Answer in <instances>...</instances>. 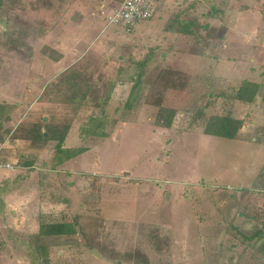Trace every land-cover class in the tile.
<instances>
[{"label": "rangeland", "instance_id": "obj_1", "mask_svg": "<svg viewBox=\"0 0 264 264\" xmlns=\"http://www.w3.org/2000/svg\"><path fill=\"white\" fill-rule=\"evenodd\" d=\"M120 1L0 4V160L12 164L0 169V264H34L30 243L39 264H254V246L264 250V237L250 238L264 229V99L234 96L242 78L264 74V0H163L131 33L106 21ZM177 16L205 29L176 32ZM145 60L139 99L124 109ZM70 70L94 105L44 96ZM160 107L176 111L171 127L156 123ZM93 111L105 112L107 136L90 143L80 126ZM199 111L232 113L244 127L236 139L204 134ZM48 122H70L65 147L88 151L53 168L56 141L23 139ZM62 219L77 233L36 237L42 220Z\"/></svg>", "mask_w": 264, "mask_h": 264}, {"label": "trees", "instance_id": "obj_2", "mask_svg": "<svg viewBox=\"0 0 264 264\" xmlns=\"http://www.w3.org/2000/svg\"><path fill=\"white\" fill-rule=\"evenodd\" d=\"M3 0H0V4H2ZM122 1V0H121ZM162 4L163 0L161 1ZM160 3V4H161ZM221 10L217 9L216 5H213L208 13V16L217 17L220 15ZM177 22L181 24V27L178 28L175 26L174 30L176 32H184L186 34H190L193 36H199V29L204 28L205 25H197V22L194 20H184L180 19L179 16L175 17ZM203 26V27H202ZM4 38L7 40L8 44H13L17 49L21 48V44L16 43L23 39L22 35L19 34L18 36L15 35V32L10 33L3 32ZM18 38V40L16 39ZM6 42V41H5ZM12 42V43H9ZM6 44V43H5ZM147 61L139 62L137 72L132 77V87L130 93L128 95L127 100L125 101L124 109H132L134 107L133 103L138 101L140 96V91L142 89V82L141 78L144 71V65ZM79 71L75 72L74 70L66 71L62 73L56 81L51 83L50 85L46 86L44 89V96L53 97L57 96L60 97L66 103H78V98H81L82 102L86 104V106L94 105V98L93 94H89V87L86 86L85 80L80 78ZM112 86V84H111ZM262 95V96H261ZM261 96L264 99V83L258 82L256 80H252L249 77H244L241 80L240 86L238 87L236 94L234 96L235 101L241 103L245 106L253 105L257 102V98ZM98 96L97 102L100 105H106L109 100V96L101 97ZM96 104V102H95ZM102 110V109H101ZM102 113H96L93 111L92 115H90L86 122L82 123L80 126V135L82 139L88 140L90 143L95 140H102L107 136L105 131L107 120L108 118L105 116V112L101 111ZM176 111L173 109H166L165 107H160L156 114L155 120L157 121L158 125L163 127H171L173 118L175 116ZM198 118L202 119L204 124V134L219 136L227 139H236L238 138L240 131L244 127L245 120L243 118L235 117L232 113H228L226 115H215V116H205L202 111L198 112ZM45 131L42 130V126L39 123H33L29 125L26 134L24 135L23 139L31 141L32 146L41 147L44 145L45 142L49 140L56 141L55 145V155L53 158V168L64 164L66 161H69L82 153L88 151L89 146H80V147H65V142L67 138V134L70 128V122L65 125H56L54 123H44ZM23 126V125H22ZM18 132H16L12 138H17ZM46 134V135H45ZM99 138V139H98ZM22 158V157H21ZM21 164L24 166H31V162L22 161L24 159H20ZM18 162V163H20ZM23 162V163H22ZM263 174V173H262ZM261 177H264V174ZM17 181V180H16ZM7 182V181H6ZM1 190V189H0ZM248 207L245 208V210ZM244 213V211H243ZM246 215H251V211L248 213L245 212ZM254 218L257 219V212L252 215ZM259 220V219H257ZM77 222H70L68 220H60V221H41L39 225V232L37 233L36 237H61V236H71L77 233ZM253 237H264V229H259L256 233H254L250 238ZM38 243V242H37ZM19 244H25L23 241H19ZM37 245V244H36ZM33 244H27V250L32 252L33 262L34 264H39L36 254L33 253ZM261 246H264V242ZM256 256H254L253 262L254 264H264V250H261L254 246ZM40 250L44 251V248L38 247L37 251ZM260 250V252H257ZM46 253L48 250L46 249ZM231 259L233 258V253L231 254Z\"/></svg>", "mask_w": 264, "mask_h": 264}, {"label": "built area", "instance_id": "obj_3", "mask_svg": "<svg viewBox=\"0 0 264 264\" xmlns=\"http://www.w3.org/2000/svg\"><path fill=\"white\" fill-rule=\"evenodd\" d=\"M162 0H122L106 14L109 25L131 33L139 22L150 20L158 11ZM12 164L0 160V169L11 168Z\"/></svg>", "mask_w": 264, "mask_h": 264}, {"label": "crops", "instance_id": "obj_4", "mask_svg": "<svg viewBox=\"0 0 264 264\" xmlns=\"http://www.w3.org/2000/svg\"><path fill=\"white\" fill-rule=\"evenodd\" d=\"M120 3V2H119ZM118 3V4H119ZM113 8H111L110 10H112ZM246 77H249V76H246ZM250 78V77H249ZM258 82H263L264 83V74L262 76H260V79L257 80Z\"/></svg>", "mask_w": 264, "mask_h": 264}, {"label": "water", "instance_id": "obj_5", "mask_svg": "<svg viewBox=\"0 0 264 264\" xmlns=\"http://www.w3.org/2000/svg\"><path fill=\"white\" fill-rule=\"evenodd\" d=\"M45 119H47V117H45ZM46 135V134H45Z\"/></svg>", "mask_w": 264, "mask_h": 264}]
</instances>
